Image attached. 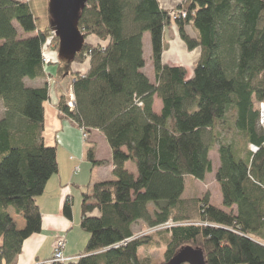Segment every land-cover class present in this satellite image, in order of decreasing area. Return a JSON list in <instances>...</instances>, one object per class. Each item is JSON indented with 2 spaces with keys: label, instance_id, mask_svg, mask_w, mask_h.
I'll use <instances>...</instances> for the list:
<instances>
[{
  "label": "trees",
  "instance_id": "obj_1",
  "mask_svg": "<svg viewBox=\"0 0 264 264\" xmlns=\"http://www.w3.org/2000/svg\"><path fill=\"white\" fill-rule=\"evenodd\" d=\"M48 5L0 0V264H13L25 240L40 231L35 199L58 169L56 146L43 140L48 85L26 86L45 76L47 42L59 51ZM175 9L185 18L173 20L157 0H88L81 10L84 38L107 43L85 42L68 61L66 71L90 56L88 70L73 73L74 110L64 99L58 110L85 133L104 135L114 168L112 180L82 193L79 226L88 240L64 264H153L139 249L159 246L162 264L183 246L201 249L207 264H264V139L258 123L264 0H182ZM172 23L188 51L199 49L189 79L182 66L161 62L163 32ZM145 32L154 84L143 73ZM154 95L162 102L160 115L152 111ZM94 149H86V159L100 164ZM213 169L221 207L207 197H181L187 176L203 180ZM71 204L68 196L62 210L68 218ZM9 208L22 217V228ZM138 221L149 228L172 225L131 239Z\"/></svg>",
  "mask_w": 264,
  "mask_h": 264
},
{
  "label": "crops",
  "instance_id": "obj_2",
  "mask_svg": "<svg viewBox=\"0 0 264 264\" xmlns=\"http://www.w3.org/2000/svg\"><path fill=\"white\" fill-rule=\"evenodd\" d=\"M15 1L28 2L29 0ZM177 1L178 0H157L161 9L175 6ZM172 27V25L166 27L163 32L164 46L161 62L162 64L172 65V62H170V60L165 57V52L166 49H168L166 46L167 42L169 43V46H171L170 43L173 42V59L175 60L177 66H182L185 69V79H189L193 76V69L199 58V49L187 52L185 44L180 39L179 35L174 34L176 32L175 28H173V32L168 31ZM167 32L168 41H166ZM190 33L191 34L188 35L192 37L195 36V32L193 31V29H190ZM29 36H32V34H22V37ZM85 42L91 45L102 46L107 43V41H101L97 39V37H95L94 35L88 36ZM50 57L52 58V60H54L56 58V54L55 58L52 54ZM54 69H56V67L47 68L46 64L44 65L46 74L52 73L51 71H53ZM58 69L59 67H57V71L59 72ZM87 70L88 69L86 68V65L72 62L69 65L68 75L69 71L70 73L78 72L83 74ZM26 86L37 88V85L26 84ZM63 88L64 86L62 85L59 89L56 90V93L53 90L51 91V89L49 88L48 100L44 104V129L48 128L54 133L49 142L45 140V135L43 134V140L44 143L49 146H52L53 143L56 142L58 169L57 172L53 174L45 184L43 193L35 199V203L38 206L41 214L40 231L31 235L27 240H25L21 252L13 264L45 263L51 257L53 248L59 238H64L66 240V246L64 249L65 257L70 259L76 257V255H78L84 249L83 247L85 246L87 233H82L84 232L82 229H80L82 232L78 231V229H76L77 224H73L72 213H74V216L76 215L74 197H76V194L79 193L81 203L82 193L84 191L88 192L94 183L109 181L113 179L112 171L114 166L111 159V151L104 135L98 130H91L90 132L93 137H91V140L88 141V144L95 147V160L101 162L100 164L94 165L86 159L85 152L87 146L85 144L87 143V141L83 139V134L80 128L78 127V130H76L74 127L76 124L59 112L58 102L60 99H64V96L62 94ZM52 92L55 93V95ZM49 101L53 103V107L47 105ZM47 106L48 109L50 108V111H48ZM161 110L162 102L157 95H154L152 111L155 114L160 115ZM89 134L87 133V135ZM214 155L215 152L212 151L211 157L214 158ZM84 162H88L90 165V169L88 171L86 167L87 163ZM213 166L214 169L217 168V161H215V159H213ZM125 167L135 175V171L133 172L135 168L132 167L131 163H126ZM214 169L209 174L212 175L213 178ZM68 196H70L72 200L71 218L66 217L62 211L63 205ZM209 200L210 199L208 197V201ZM72 207H74L73 212ZM23 226L24 222H22L21 225L18 226V228H22ZM132 230L134 232V228H132ZM46 255L49 256L47 257Z\"/></svg>",
  "mask_w": 264,
  "mask_h": 264
},
{
  "label": "rangeland",
  "instance_id": "obj_3",
  "mask_svg": "<svg viewBox=\"0 0 264 264\" xmlns=\"http://www.w3.org/2000/svg\"><path fill=\"white\" fill-rule=\"evenodd\" d=\"M181 1L182 0H178L176 5L179 4V2H181ZM175 6H170V7L166 8L169 11V14L173 15L175 13V9H174ZM172 26L173 27L170 28L168 31L173 32L174 31L173 28H175L176 32L174 34L178 35V30H177L176 25L172 23ZM189 27H191V26H186V28H185V31L187 34H191L190 29H192V28H189ZM53 33H54V31H53ZM81 34H82V32H81ZM87 38H88V36L85 37L84 40H86ZM166 38H167L166 41H168V32H167ZM142 43H143V47H142L143 58L145 61V66H144L143 72L148 77L149 81L154 84L155 83V74L153 71L152 60H151V46H150L149 33L145 32L143 34ZM170 45L171 46H169V43L167 42L166 46L168 49H166L165 57L168 58L170 60V62H172V65H176V62L173 59V54H174L173 42H171ZM187 52H188V50H187ZM51 54L54 55V58H55V54H56V58L54 60H52V58L50 57ZM44 62L46 64L47 68L56 67V69L51 71L52 73H50V74L45 73L44 78L38 79V80L33 81V82L26 81V84L37 85L36 86L37 88L44 85V84H47L48 87L51 89V91L53 90V91H55V93H56V90L59 89L63 85L64 88L62 90V94L64 96L65 105L67 108L70 109V111L74 110L75 99H74V95L72 93V83L74 81V77H72V75L74 72L70 73V71H69V75H68V71H66V69L68 68L67 67L68 61L66 58L62 57L59 54V51L56 49L55 43L47 42V44L45 46V51H44ZM89 62H90V56L87 53H85L83 56L82 62L76 61L73 63L84 64V65H86V68L88 69ZM57 67H59V69H58L59 72L57 71ZM65 76H67V77H65ZM55 93H53V94L55 95ZM68 104H71L70 107L68 106ZM47 105L48 106L50 105L51 107H53V103L51 101H49L47 103ZM48 106H47V109H48ZM2 111L3 110H2L1 103H0V116L2 114ZM48 111H50V108L48 109ZM74 127L76 130H78L77 125H75ZM80 130H81L83 135L87 136L85 138V140L87 141V143L85 145L87 146V148L90 147V145L88 144V141L91 140V137H93V135L90 133L91 131L88 132V134L89 133L90 134L87 135V133H85L86 131H84L83 129H80ZM53 133L54 132L50 131V129H48V128L44 129L43 134L45 135V140L47 142H49L51 140ZM52 142H54V141H52ZM53 145L57 146L56 142L53 143ZM84 163H87L86 167H87V171H88L90 169V165L88 162H84ZM131 165H132V167H134L133 164H131ZM134 171L135 170H133V172ZM181 197H190V198H204V197L208 198L209 197V199H210L209 201L212 205H215L217 207H221V194H220L218 185L214 181L213 176L209 175V173L206 174V176L203 180H197V179H194L192 177L187 176L185 178L184 190H183ZM74 198H75V200H74L75 205L74 206H76V215L74 216V213H72V220H73L74 225L77 224L76 229H78V231H81L80 230L81 228L79 226L80 194L79 193L76 194V197H74ZM73 208L74 207H72V212H73ZM8 213L11 216V218L15 221L17 227L19 225H21V223L23 222V219L21 216L16 215L12 208L8 209ZM135 225H133V227H132V228H134L135 233H134L133 238H131V239H135L137 237H140V236L148 234V233L163 231V230L171 227L172 223L168 222L164 225H159V226L152 227V228H149L148 225L146 223H144L143 221H138L137 224H135ZM82 233H85V232H82ZM88 236H89V234L87 233V239L85 240V245H86V242L88 240ZM139 255H140V257L150 258L152 260L153 264H162V262H163V247L159 246L156 248L154 247V248H149V249L140 248L139 249Z\"/></svg>",
  "mask_w": 264,
  "mask_h": 264
},
{
  "label": "water",
  "instance_id": "obj_4",
  "mask_svg": "<svg viewBox=\"0 0 264 264\" xmlns=\"http://www.w3.org/2000/svg\"><path fill=\"white\" fill-rule=\"evenodd\" d=\"M88 0H49V12L54 35L59 42V54L70 61L85 43L78 20ZM164 264H207L203 251L191 246L179 248Z\"/></svg>",
  "mask_w": 264,
  "mask_h": 264
},
{
  "label": "built area",
  "instance_id": "obj_5",
  "mask_svg": "<svg viewBox=\"0 0 264 264\" xmlns=\"http://www.w3.org/2000/svg\"><path fill=\"white\" fill-rule=\"evenodd\" d=\"M170 16L173 20L180 17L185 18L186 12L182 9H175V13L173 15L170 14ZM70 105L71 104H68L69 107ZM258 123L262 129L264 139V102H260L258 104ZM83 138L85 139L86 136L83 135ZM250 149L253 153L258 150L255 145H250ZM65 246L66 240L64 238H59L53 248L51 257L45 262V264H64L66 261H68L70 258H67L64 255Z\"/></svg>",
  "mask_w": 264,
  "mask_h": 264
}]
</instances>
